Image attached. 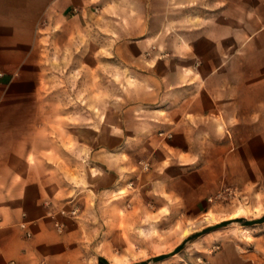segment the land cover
Listing matches in <instances>:
<instances>
[{
    "label": "crops",
    "instance_id": "0c3cea01",
    "mask_svg": "<svg viewBox=\"0 0 264 264\" xmlns=\"http://www.w3.org/2000/svg\"><path fill=\"white\" fill-rule=\"evenodd\" d=\"M118 4V0H0V264H99V257L107 259L114 247L122 245L123 209L127 224L132 215L147 212L194 215L208 204L206 196L223 184L248 190L264 182V127L259 121L250 127L245 121L264 119V46L250 49L257 40L246 33L240 49L227 44L218 49L216 21H209V49L178 40L176 49H154L150 57L141 58L152 39L147 25L141 24L139 32L135 29L131 34L136 39L127 43L138 49L126 50L124 44L125 50L121 49L122 43L116 41L114 51L135 58L152 78L154 91L146 101L154 104L140 117L148 118L143 130L153 135V157L161 153V180L157 178L154 188L143 193L100 192L96 224L62 217L46 205V198L57 196L60 170L71 168L72 161L58 157L57 144L50 139L42 147L39 127H25L24 119L39 111H26L24 103L40 100L44 56L51 49L47 41L63 35L72 49L78 45L88 49L90 33L97 39L114 40L128 37L127 30L137 28L130 22L131 15L126 20L89 12L90 6ZM224 23L226 29V19ZM255 34L264 43V32ZM227 39L225 30L219 40L226 43ZM238 51L239 64L229 60ZM251 52L257 54L256 61H250ZM233 69L238 71L240 97L218 95V80L227 85ZM157 86L165 87V92H156ZM238 101L240 108L235 109L233 103ZM235 117L241 119L240 126L228 128L226 119ZM111 158L113 168H120L116 155ZM117 179L114 170L112 183ZM110 211L112 229L108 227ZM55 220L63 221L62 231L56 229ZM214 241L220 242V249L206 252ZM198 254L206 263H195ZM185 260L191 264H264V222L248 231L235 227L215 231ZM179 263L180 259H173L166 264Z\"/></svg>",
    "mask_w": 264,
    "mask_h": 264
},
{
    "label": "rangeland",
    "instance_id": "374dc122",
    "mask_svg": "<svg viewBox=\"0 0 264 264\" xmlns=\"http://www.w3.org/2000/svg\"><path fill=\"white\" fill-rule=\"evenodd\" d=\"M118 1L121 4L111 7L90 6L89 12L100 16L124 17L126 20L131 15L130 22L137 28L127 30L128 37L115 41L111 38L97 39L91 37L90 33L88 49H80L79 45L72 49L63 35L47 41V45L51 43L48 46L51 49H46L44 56L40 100L24 103L26 111H39V115H29L24 119L25 127L30 130L39 127L42 147L48 146L50 139L57 144L58 157L64 159L67 156L72 161L71 168L67 166V170L64 167L60 170L61 177L58 176L56 182L57 196L46 198V205L53 206L62 217L85 219L94 224L100 217L97 210L100 192L107 195H112L113 190L122 195L143 193L152 190L155 180H161L163 176L161 153L153 157V135L143 130L148 118L140 117L147 114L150 105L154 104L146 101L154 91L151 88L152 78L145 73V69L137 66L135 58L115 53L116 41L122 43L121 49H124L123 44L126 50L138 49L129 47L127 43L136 39L131 34L135 29L138 33L142 24L143 28L147 25L152 39L144 48L147 50L139 55L141 58L150 57L154 49H176L178 40L195 44L196 49H209V21H216L218 49H225V44L231 45L232 49H240L246 33L257 40L250 49L264 46L255 34L257 30L264 32V0ZM224 19L227 21L226 29ZM225 30L228 36L226 43L219 40V35H223ZM229 57L234 63L241 61L239 51ZM256 57L254 52L249 54L250 61H256ZM236 73L238 71L234 69L229 70L227 85H220L218 80V95L226 93L233 95V98L240 97L241 86ZM164 88L157 86L155 91L162 94ZM233 105L235 109L240 108L239 101ZM247 120L250 127L255 126L257 121L259 126L264 127V119ZM240 121L239 117H235L226 119V124L228 128L240 126ZM113 155H116L120 168H113ZM114 170L118 174L115 184L112 183ZM208 197L212 199L208 200ZM206 200L208 204L194 215H152L147 212L132 215L129 225L123 209L119 224L122 245L114 247L107 259L99 257L98 263H133L151 255L169 252L189 233L220 220L236 216L259 217L264 214V182L248 190L223 184L208 194ZM107 218L108 227L112 229L111 211ZM132 221L139 223L131 224ZM257 224L244 225L232 221L195 237L180 251L165 259L146 264H166L173 259H185L215 231L231 227L248 231ZM144 225L148 229L142 230L141 226ZM112 233L110 230L109 234Z\"/></svg>",
    "mask_w": 264,
    "mask_h": 264
},
{
    "label": "water",
    "instance_id": "95a60500",
    "mask_svg": "<svg viewBox=\"0 0 264 264\" xmlns=\"http://www.w3.org/2000/svg\"><path fill=\"white\" fill-rule=\"evenodd\" d=\"M232 221H238L239 223L244 224V225H251V224H255V223L264 222V214H262L256 218H247L244 216H236L233 218L220 220V221L215 222L211 225H207L206 227H204L200 230L189 233L169 252H163V253L151 255V256L147 257L146 259L135 261V262L129 263V264H146V263L156 262V261L165 259L166 257L170 256L171 254H174V253L180 251L190 240L194 239L195 237H197L201 234H204V233H206L212 229H215L217 227H221V226H224L226 224H229Z\"/></svg>",
    "mask_w": 264,
    "mask_h": 264
},
{
    "label": "built area",
    "instance_id": "2783aa9c",
    "mask_svg": "<svg viewBox=\"0 0 264 264\" xmlns=\"http://www.w3.org/2000/svg\"><path fill=\"white\" fill-rule=\"evenodd\" d=\"M212 197H208V200H211ZM62 212H64V210H61ZM73 212L75 210H72ZM55 227L58 231H62V229L64 228V223L61 220H55L54 221ZM21 225H24V223H21ZM27 235H30L29 232H26ZM221 244L218 241H214L213 243H211L207 248H206V252H213L217 249H220ZM195 263H206V258L202 255V254H198L195 257ZM40 264H44L42 262H40ZM179 264H191L189 262H187L185 259L181 258L180 263Z\"/></svg>",
    "mask_w": 264,
    "mask_h": 264
}]
</instances>
